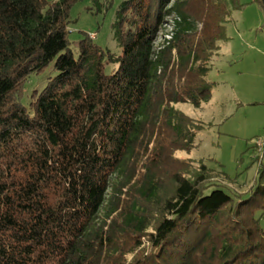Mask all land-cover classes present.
<instances>
[{"label":"trees","instance_id":"trees-1","mask_svg":"<svg viewBox=\"0 0 264 264\" xmlns=\"http://www.w3.org/2000/svg\"><path fill=\"white\" fill-rule=\"evenodd\" d=\"M79 1L0 0V264H264V160L237 201L205 164L176 156L205 125L175 105L211 100V59L243 5L127 0L121 54L85 37L75 57ZM50 67L25 104L29 79Z\"/></svg>","mask_w":264,"mask_h":264},{"label":"rangeland","instance_id":"rangeland-1","mask_svg":"<svg viewBox=\"0 0 264 264\" xmlns=\"http://www.w3.org/2000/svg\"><path fill=\"white\" fill-rule=\"evenodd\" d=\"M52 3L57 0H47ZM127 0H81L70 11L69 41L75 55L79 42L96 33L98 46L119 56L121 47L115 37L117 13ZM174 0H172L171 4ZM241 9L233 11L225 25V39L211 59L207 80L215 83L212 98L201 108L177 104L176 109L205 125L194 149L176 156L191 160V171L205 164L213 172L212 187L224 189L237 201L254 186L264 160L256 149V140L264 136V10L254 0H239ZM176 15L165 18L156 39L158 46L171 34ZM117 64L107 66L111 74ZM53 67L33 75L25 88L24 103L29 104L34 91H42ZM264 225V224H263Z\"/></svg>","mask_w":264,"mask_h":264},{"label":"built area","instance_id":"built-area-1","mask_svg":"<svg viewBox=\"0 0 264 264\" xmlns=\"http://www.w3.org/2000/svg\"><path fill=\"white\" fill-rule=\"evenodd\" d=\"M174 23V22H173ZM173 27L174 25L172 24V30H171V34H169L168 36V39H165L162 43H164L166 40H171L172 38V32H173ZM90 37L94 40L96 37H97V34L94 33V34H91ZM162 43H160L158 46L156 47H159ZM256 149L258 151V153H260V155H263L264 153V136L262 137H259L257 140H256ZM264 156V155H263Z\"/></svg>","mask_w":264,"mask_h":264},{"label":"crops","instance_id":"crops-1","mask_svg":"<svg viewBox=\"0 0 264 264\" xmlns=\"http://www.w3.org/2000/svg\"><path fill=\"white\" fill-rule=\"evenodd\" d=\"M175 107H176V105H175ZM201 108V107H200Z\"/></svg>","mask_w":264,"mask_h":264}]
</instances>
